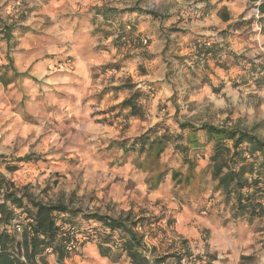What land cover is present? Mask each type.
Returning a JSON list of instances; mask_svg holds the SVG:
<instances>
[{
    "label": "rangeland",
    "instance_id": "1",
    "mask_svg": "<svg viewBox=\"0 0 264 264\" xmlns=\"http://www.w3.org/2000/svg\"><path fill=\"white\" fill-rule=\"evenodd\" d=\"M63 1L0 0L1 20L16 22L12 33L15 46L8 48L0 42V156L3 163L10 164L30 158L18 163L19 169L13 173L7 172L0 160V173L17 188L26 186L44 203L60 202L73 210L114 218L129 211L144 216L149 222L144 243L156 256L176 248L195 258L218 253L220 264L233 263L234 256L239 258L238 264L242 257L249 258L248 264H264V217L252 224L239 221L233 225L211 219L201 212L198 198L176 192L171 183L164 193L160 192L162 186L151 189L147 182L156 170L146 173L145 186L138 188L126 178L127 160L116 146L110 147V142L139 136L157 123L167 126L170 133L178 132V124L237 126L255 129L264 139V21L255 5L249 0H221L229 8V20L223 22L227 7L215 0H143L140 7L144 10L177 15L179 20L191 18L196 24L184 27L187 24L181 22L175 27L177 21L172 19L162 24L147 19L143 23L149 39H142L146 41L142 52L151 56L148 60L135 58L137 51L110 47L113 61L106 66L115 65L105 70L111 74L109 83L115 85L109 88L125 84L142 92L141 117L117 124L114 140L87 122L60 120L58 102L63 94L53 76L72 71H60L62 61L74 66L71 56H63L60 35L67 21H61L71 12ZM96 2L95 7L118 10L132 5L126 0ZM204 7H215L218 16L198 19L193 15L196 8ZM182 28L201 29L206 45L215 44L218 50L216 59L206 62L208 68L196 69L194 75L187 69V60L184 66L180 63L188 57L189 49L176 50L184 44L183 36L170 31ZM166 41L172 44L170 50L160 54ZM129 54L134 57L127 58ZM120 93L116 100L128 96V92ZM129 132L133 134L127 135ZM171 152L169 148L159 164L168 160ZM135 158L133 155L131 161ZM82 218L78 214L75 225L87 226ZM90 245L94 244H87L86 251L83 247L71 253L64 264H126V259L112 263L100 257ZM48 262L55 264L50 258Z\"/></svg>",
    "mask_w": 264,
    "mask_h": 264
},
{
    "label": "trees",
    "instance_id": "2",
    "mask_svg": "<svg viewBox=\"0 0 264 264\" xmlns=\"http://www.w3.org/2000/svg\"><path fill=\"white\" fill-rule=\"evenodd\" d=\"M249 1L255 5L259 19L264 21V0ZM142 2L134 0L132 5L121 10L94 7L92 11L93 15L100 17L95 33L103 40L109 39L108 47L137 51L135 58L148 60L151 56L142 52L145 41L142 39L149 38L145 31L138 32L139 22L150 19L152 24H162L176 17L179 24H188L192 20H179L177 15H160L144 10L140 7ZM218 13L215 7H204L200 9L198 19ZM221 17L223 22L229 20L227 12H223ZM15 24H7L0 18V42L8 48L15 46L12 36ZM170 31L183 36L185 42L176 50L183 46L189 49L188 57L180 59V63L184 66L187 60V69L192 75L196 69H207L208 60L216 59V45L207 46L204 37L190 35L186 30ZM170 45L166 41L160 54H167ZM130 55L127 58L134 57ZM228 56L237 60L233 54ZM111 65L115 63L105 65L102 70ZM134 88L125 84L109 88L115 99L121 91L128 92L126 98L112 107L115 115L124 122L141 117L142 92ZM161 129L163 133H160ZM110 143V147L116 146L123 160L136 156L131 161L136 178L144 180L146 173L156 170L151 182H147L151 189L168 181L177 189L176 192L198 198L201 212L211 219L233 225L239 221L252 224L264 217V139L255 133V129L178 124V132L170 133L167 126L157 123L139 136ZM169 148L172 152L168 160L159 164ZM0 160L5 165L4 169L13 173L19 169L18 163L29 162L30 158L24 157L11 164L3 163L5 159L1 156ZM206 201L214 202L206 207ZM78 214L82 215L87 226L75 225ZM148 225L144 216H133L130 211L114 218L97 212L73 210L60 202L44 203L36 199L26 186L17 188L0 173V264H50L49 258L55 264H64L71 253L90 243L94 244L100 257L112 263L124 257L129 264H181L184 258L187 264H214V258H195L183 249L170 248L162 256L154 255V250L145 246V235L136 230ZM17 227L20 232L16 231ZM76 235L85 240L77 243V250L69 251L68 243ZM248 260V257H242L239 264H248Z\"/></svg>",
    "mask_w": 264,
    "mask_h": 264
},
{
    "label": "crops",
    "instance_id": "3",
    "mask_svg": "<svg viewBox=\"0 0 264 264\" xmlns=\"http://www.w3.org/2000/svg\"><path fill=\"white\" fill-rule=\"evenodd\" d=\"M96 1L98 0L63 1V4L68 5V9L71 11L68 16L61 21H67V23L63 24V32L60 35L64 39L63 56H71L74 66L69 73L63 72L53 76V83L62 90L63 94L61 97L62 100L58 102L61 121H70L75 124L87 122L90 127L97 128L98 130L100 129V132L104 137H114L113 139L116 140V134L118 132L115 128L117 124L124 120L115 115L116 111H112V107L116 106L120 100H116L109 89V86L115 85L114 83H109L110 80L108 77L111 75L110 72L101 69L103 65L113 61L112 58L114 54L110 47H108L109 39L103 40L98 33H95L97 25L100 22V20L95 19H100V17L93 15L92 11V8L98 4ZM215 1L219 2L221 5H226L227 7L225 1ZM133 3L134 0H131L130 4ZM117 6L118 5L116 4L113 7ZM226 11L229 13L228 7L226 8ZM166 15L168 14L166 13ZM176 19V17H173L172 20H170L175 22L177 21ZM175 23L177 24L175 27H179L180 24L178 21ZM191 24L193 26L196 22L188 23L184 27ZM144 25L145 24L142 22L138 23L139 33L145 31ZM187 31L193 36H200L203 34L201 29ZM43 65L46 66V64ZM130 134L132 135L133 132H129L127 135ZM128 137L130 136H127V138ZM130 170H132V172ZM125 173H127L126 178H129L130 181H134L133 183L138 188H140L141 185L145 186L143 180L135 177V172L131 165V159H127ZM129 173L131 175H128ZM132 177H135L134 180H132ZM167 185H169L168 181H165V184L161 185L162 187L159 186L161 187L160 192L164 193V188H166ZM205 198H207V196H205ZM213 202L214 201H206V207L211 206ZM186 233L187 235H190L191 232L188 231ZM91 247L93 249L95 248L94 246ZM84 248L85 251L88 249L86 246ZM210 257L214 258V264H220V254L215 253V255L212 254ZM122 259L125 258L122 257ZM238 259L239 258L234 256L232 260L233 263L231 264H238ZM126 264H129L127 260Z\"/></svg>",
    "mask_w": 264,
    "mask_h": 264
},
{
    "label": "built area",
    "instance_id": "4",
    "mask_svg": "<svg viewBox=\"0 0 264 264\" xmlns=\"http://www.w3.org/2000/svg\"><path fill=\"white\" fill-rule=\"evenodd\" d=\"M193 15L195 17H200V10L198 8H196L193 12ZM145 43V41L143 42ZM58 68L60 71H69V70H72L73 69V66L72 64H70L69 61H66V62H63V63H60L58 65ZM138 232H141V233H144V228H140V227H137L136 229ZM16 231L17 232H20V229L17 227L16 228ZM144 239H146V235L144 237ZM85 239H83L81 236H75L74 239H72L69 243H68V246H67V249L69 251H73V250H77V243L80 242V241H83ZM181 264H187V260L184 258L181 260Z\"/></svg>",
    "mask_w": 264,
    "mask_h": 264
}]
</instances>
